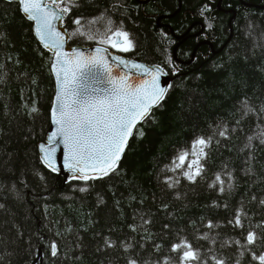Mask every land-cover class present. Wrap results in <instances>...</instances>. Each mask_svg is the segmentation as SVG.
<instances>
[{
  "label": "trees",
  "instance_id": "16d2710c",
  "mask_svg": "<svg viewBox=\"0 0 264 264\" xmlns=\"http://www.w3.org/2000/svg\"><path fill=\"white\" fill-rule=\"evenodd\" d=\"M182 1L177 12V0H77L58 22L69 50L107 47L111 56L159 65L173 85L155 119L138 126L144 135L132 137L119 173L85 182L52 172L40 159L38 145L51 129L54 51L40 43L17 1L0 0V264H32L40 250L44 264H159L164 258L178 264L179 253L170 249L182 239L208 264L211 256L257 264L248 249L264 253V0ZM77 17L97 18L85 28L98 36L109 18L113 27L122 23L135 49L121 53L98 40L69 38ZM245 99L257 110L247 116ZM201 136L212 142L203 178L192 183L183 169H169ZM217 173L226 183L231 173L230 190L210 187ZM168 177L179 183L169 187ZM241 209L242 228L229 223ZM249 231L259 235L254 246L246 245Z\"/></svg>",
  "mask_w": 264,
  "mask_h": 264
},
{
  "label": "snow or ice",
  "instance_id": "6c2138e0",
  "mask_svg": "<svg viewBox=\"0 0 264 264\" xmlns=\"http://www.w3.org/2000/svg\"><path fill=\"white\" fill-rule=\"evenodd\" d=\"M19 10L24 17L34 23V33L46 49L54 50V60L51 70L54 73L58 91L51 108V124L55 130L48 136L46 142L38 145L42 163L54 173H59L61 167L57 161V146H62V165L72 175L71 180L90 181L118 174L120 163L134 135L142 137V129L138 127L154 120L153 111L163 107V101L173 88L172 83L163 81L169 76L159 65L146 66L142 63L130 61L120 56H110L108 48H96L95 54H85L74 50L69 53L64 50L66 35L57 27L74 7L77 0H17ZM208 7L205 5L204 11ZM104 15L98 19H103ZM97 23V18L86 20L83 17L73 19L76 28L67 36H84L88 40H98L102 45H108L121 53H129L136 47L131 34L123 28L114 25L111 18L107 20V28L103 35H93L86 30L85 25ZM212 25L209 24L210 28ZM171 65V57L168 59ZM103 70L106 80L96 78V72ZM178 71L173 67V73ZM106 83L104 88H94L87 82ZM243 115L256 112L245 99ZM260 112H264L262 107ZM38 112L36 107L31 113ZM239 123V121H237ZM227 127L220 131V136H226ZM250 141L253 137L248 138ZM212 142L211 137H198L190 149L181 150L172 161L169 169L176 172L183 169L182 175L190 182L196 183L197 178H203L204 166L202 160L207 158L206 149ZM264 143V139L261 140ZM250 171V170H249ZM228 181L217 173L215 181L210 187H217L220 193L232 188L231 173L226 174ZM169 187H174L179 181H172L168 177L165 181ZM15 185H13V188ZM87 191L86 187L79 189ZM253 199H256L253 196ZM264 204V199L260 200ZM4 205L0 204V208ZM243 210L235 216L230 224L243 227ZM150 223V221H144ZM209 228L216 227L211 222ZM165 228L168 225H164ZM133 231L136 228L133 226ZM202 239H208L205 234ZM259 235L256 231H249L245 240L247 246H254ZM215 241H213L214 243ZM240 245L241 242H234ZM107 247H115V242L106 240ZM125 244V250L131 248ZM160 246L156 245L159 251ZM171 252L179 253L178 264H208L197 249L187 239H182L171 246ZM251 258L257 264H264V253L257 255L251 248L248 249ZM51 255H58V245L55 241L50 246ZM243 251L240 255L243 256ZM213 264H227L226 259L211 256ZM128 264H139L135 259H129ZM159 264H170V258H164ZM236 264H240L239 260Z\"/></svg>",
  "mask_w": 264,
  "mask_h": 264
},
{
  "label": "water",
  "instance_id": "95a60500",
  "mask_svg": "<svg viewBox=\"0 0 264 264\" xmlns=\"http://www.w3.org/2000/svg\"><path fill=\"white\" fill-rule=\"evenodd\" d=\"M10 1H17V0H10ZM57 27H58V22H57ZM38 40H39V39H38ZM40 43H41V42H40ZM96 48H98V47H96ZM96 48H91V49L80 48V49H76V50H78V51H83V52H85V54H95V50H96ZM177 49H178V48H176V50H175V57H176V51H177ZM51 50H52V49H51ZM64 50L67 51V52H69V53H71V52L74 51V50H69V48H68V39H67V37H66V42H65V45H64ZM53 51H54V50H53ZM108 54L110 55L109 52H108ZM110 56H111V55H110ZM54 58H55V56H54ZM54 58H53V60H54ZM51 71H52V70H51ZM52 74H53V77H54V79H55V76H54V73H53V72H52ZM96 78H97V79H100V80H102V81H105V80H106V76H105V74L103 73V70H102V69L96 72ZM162 80H163V81H166V82H170V81H171L170 78H169L168 76H167V77H163ZM87 82H88L89 84H91V87H94V88H104V87L106 86V83H100V84L93 83V82L91 81V79H88ZM57 91H58V85H57V82H56V79H55V96H56V94H57ZM55 96H54V97H55ZM53 103H54V99H53ZM52 106H53V104H52ZM54 130H55V128H54V126L51 124L50 134H51V132L54 131ZM131 139H132V138H131ZM131 139H130L129 143L131 142ZM126 150H127V149H126ZM57 161H58L59 166L61 167V172H62V174H66V172H68V171H67V170H64V169H63V165H62V146H57ZM44 259H45L44 253L42 252V250H40V251H39V254H38V256H37V259H36L32 264H44Z\"/></svg>",
  "mask_w": 264,
  "mask_h": 264
},
{
  "label": "flooded vegetation",
  "instance_id": "af4514ba",
  "mask_svg": "<svg viewBox=\"0 0 264 264\" xmlns=\"http://www.w3.org/2000/svg\"><path fill=\"white\" fill-rule=\"evenodd\" d=\"M138 1H140V0H138ZM178 1V5H179V10L177 11V12H179L180 11V8L182 7V5H183V1L182 0H177ZM160 21V20H159ZM160 23H161V21H160ZM160 26H161V28H162V24H160ZM169 30H170V32H171V34L173 35V37H175L176 35H175V31H174V29L171 27V26H169ZM193 30L194 29H190L189 31H188V33L190 34V33H192L193 32ZM181 37V39H183L184 38V35L183 36H180ZM197 37V36H196Z\"/></svg>",
  "mask_w": 264,
  "mask_h": 264
}]
</instances>
